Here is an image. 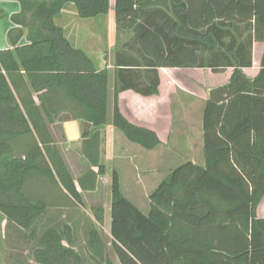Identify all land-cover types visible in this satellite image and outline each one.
Segmentation results:
<instances>
[{"label":"trees","instance_id":"obj_1","mask_svg":"<svg viewBox=\"0 0 264 264\" xmlns=\"http://www.w3.org/2000/svg\"><path fill=\"white\" fill-rule=\"evenodd\" d=\"M16 1L19 13L10 20L27 29L26 44L18 46L22 32L10 30L12 49L0 50L5 243L10 227L28 263L114 264L102 241V207L92 208L95 223L87 217L79 245L74 225L56 216L51 223L45 202L27 189L30 181L49 178L84 207L52 126L68 120L105 125L108 72L74 48L54 20L66 5L81 20L106 17L110 0ZM113 13L112 125L147 151L160 140L126 120L119 93L158 94L159 68L233 70L204 105L203 165L188 161L171 170L150 194L147 214L124 197L112 172L110 249L118 263L264 264V218L256 215L264 198V52L255 77L242 71L252 67L253 43L264 42V0H113ZM132 68H145L149 85L134 83Z\"/></svg>","mask_w":264,"mask_h":264},{"label":"crops","instance_id":"obj_2","mask_svg":"<svg viewBox=\"0 0 264 264\" xmlns=\"http://www.w3.org/2000/svg\"><path fill=\"white\" fill-rule=\"evenodd\" d=\"M0 11V15L3 17L0 19V50L12 49V42L8 39L10 30L15 32L14 35L17 31L22 32L18 46L26 44L27 29L21 25L14 24L10 20L12 15L19 13L17 1L0 0ZM91 21L93 20H81L78 18L75 28L69 34L66 31V27H60L72 46L83 51L92 60L97 70L106 69L108 72V112L106 123L97 129L88 125L84 126L80 120L63 121L52 126L53 137L72 174L75 188L82 197L84 207H77L62 191L61 187L49 178L38 179L34 183L30 181L27 189L29 193L34 190L35 196L45 202L47 214L51 217V223L53 222V217L56 216L57 220H64L67 224L74 225L79 245L85 243L84 230L85 226L90 223L87 217L92 223H95L91 213L92 208L102 207L104 212L101 226L102 237L103 235L108 237L107 246L110 247L112 240L110 234L112 172L115 170L119 174L121 191L124 197L141 211V204H144L143 199H145V204L148 205L150 194L167 174L173 170L169 168V165L164 172L162 171V159L159 150L167 148L168 155H175L180 149L186 148L188 150L189 133L193 130V103L198 104L195 116L198 125L197 132L200 135L201 148L203 149L202 110L208 94L205 93L204 98L201 100L198 96L186 92L184 87H178L176 79H172L170 82L165 73L169 71H172L169 73H173L180 70L195 72L207 69L159 68L157 69L159 79L158 94L142 96L132 90L119 93L118 107L126 120L137 127L153 131L160 140V145L154 150L147 151L139 145L130 142L121 131L112 125L115 82V30L113 33L110 31L106 40L103 41L100 32L96 28L91 29L84 26L85 23ZM263 52L264 42H254L252 45V67L243 69V73L246 74L248 70L256 67V73L250 77L253 78L257 75ZM227 69L232 70L231 68ZM130 70L131 72L126 73L130 75L133 73L132 81L134 83L149 85L150 80L146 76H150V74L146 72L145 68H132ZM221 74L222 72H217L212 73L211 76L218 77ZM230 77L231 75L229 74L225 83L217 84L214 88L226 85ZM129 81L130 79L127 78L126 82ZM186 81L188 82V79ZM84 129L88 133L85 137L82 135ZM192 160L190 162L203 165V157L200 160ZM166 164L168 165V161H166ZM99 167L103 168L101 173H99ZM160 171L166 174L162 180H160L161 177L158 178ZM139 190L143 194H139ZM5 226L6 222L2 219L0 222V249L3 251V260H5L4 254H7L8 251L11 252L9 246L14 245L10 227L7 228V236L9 238L7 239L8 242L5 243ZM20 243L24 245L22 240H20ZM107 255L114 264H119L111 249L110 252L107 250Z\"/></svg>","mask_w":264,"mask_h":264},{"label":"rangeland","instance_id":"obj_3","mask_svg":"<svg viewBox=\"0 0 264 264\" xmlns=\"http://www.w3.org/2000/svg\"><path fill=\"white\" fill-rule=\"evenodd\" d=\"M0 14H1V11H0ZM2 18H3L2 15H0V19H2ZM77 19H78V17L76 16V11H75L74 7L72 5H66L63 8V10L61 11V13L55 18L54 22L59 27L60 26L66 27V31L69 34V32H71L72 29L75 28V23L77 22ZM91 20H93V21H91L89 23H85L84 26L86 28L88 27L91 29L96 28L98 30V32H100L102 40L105 41L109 32L111 31L113 33L115 30L114 13H113V0H110V9H109L108 16L102 17V18H97V19H91ZM232 71L233 70H228V69H224L222 71H219V72H222V74H221V76H218V77L217 76H211V74L214 72L211 71L210 69L203 70V71H195V72L190 71V70H188V71L180 70V71H174L173 73H169V72H172V71H169L165 74L170 79L169 80L170 82L172 79L173 80L176 79L178 82L177 83L178 87H184L186 92L194 94L202 100V98H204V94L205 93L209 94V91L212 88H214L215 85L225 83V81L228 80V78H227L228 75L229 74L231 75ZM256 71H257V69L255 67V69L248 70L247 73L246 74L244 73V74L247 77L251 78L256 73ZM186 79H188V82L186 81ZM181 81H183V82H181ZM196 106H198V104L193 103V107H194V109H193L194 110L193 111V117H194L193 130L189 133L190 140L188 142V150L186 148L180 149L178 152L175 153V155L174 154L168 155L169 153H167L168 152L167 148L159 150V154L161 155V159H162V166L161 167H162L163 172L166 170V168L169 165H170L169 166L170 169H174L186 161H193L192 159L200 160L203 157V154H202L203 149L201 148V139H200V135L197 132L198 125L196 123V116H195L196 108H197ZM138 148H140V147H138ZM166 161H168V165L166 164ZM163 172L160 171V173L158 174L159 175L158 178L161 177L160 180H162L164 178V176L166 175L165 173L163 174ZM166 173H168V172H166ZM140 193L143 194L139 190V194ZM143 202H144V204H141L142 205L141 211H142V213L147 214L149 209H150V205L145 204V199H143ZM146 202H147V200H146ZM148 202H149V199H148ZM256 215L259 218H264V198L262 199V201L260 202V204L257 208ZM12 233H14V234H12V236L15 240V242H13L14 245L9 246V248L11 249V252L8 251L7 254H4L5 260H3V257H4L3 251H2V249H0V264H15V263H17V261L15 260L16 258L21 259V261L24 260L25 264H31L32 262L28 263L24 259V257H27L28 255H26L25 249L22 248L23 245L22 244L19 245V242L16 241V233L13 231H12ZM102 238H103V242L105 241L104 244L107 247L108 252H110V247L107 246V243L109 241L108 237L103 235ZM20 249L22 251L15 252V250H20ZM86 263L91 264V262H89V260H87Z\"/></svg>","mask_w":264,"mask_h":264},{"label":"water","instance_id":"obj_4","mask_svg":"<svg viewBox=\"0 0 264 264\" xmlns=\"http://www.w3.org/2000/svg\"><path fill=\"white\" fill-rule=\"evenodd\" d=\"M90 257H91V259H92L93 261L97 262V260H96L93 256H90Z\"/></svg>","mask_w":264,"mask_h":264}]
</instances>
